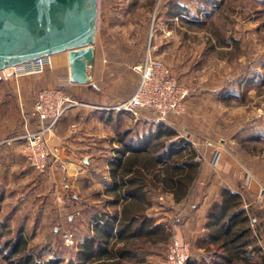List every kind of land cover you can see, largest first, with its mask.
I'll use <instances>...</instances> for the list:
<instances>
[{
    "label": "rangeland",
    "instance_id": "1",
    "mask_svg": "<svg viewBox=\"0 0 264 264\" xmlns=\"http://www.w3.org/2000/svg\"><path fill=\"white\" fill-rule=\"evenodd\" d=\"M102 1L105 4L102 9L109 18L118 20L107 23L108 34L103 39L107 45L119 46L123 51L118 54L119 60L129 65L122 73L129 78L124 79V86L118 88V101L111 100L106 113L119 112L111 108L121 102V92L136 86L138 79L133 67L142 61L149 47L153 57L169 69L186 91V112L168 116L163 124L187 140L191 136L210 144L209 156L199 150L196 152L200 164L207 159L210 165L212 152L219 148L220 141H226L231 154L245 159L247 169L243 170L244 176H252L251 181L259 179L260 185L264 178V0H223L206 16L199 13L198 21L188 16L184 20L166 18L165 13L169 5H173V0ZM111 55L114 59V54ZM59 59L65 64L66 53L52 55L51 66L45 71L52 72L53 60ZM62 71L65 75V70ZM23 77L32 76L18 78ZM141 118L151 122L150 126L157 124V115L151 111L143 110L137 118L132 117L134 120ZM254 136L260 139L252 140ZM47 168L37 174H44ZM45 186L44 192L39 191L41 199L45 196L44 206L40 203L33 205L29 215L23 214L27 213L24 210L19 213L10 224L16 228L4 230L7 234L0 241L22 231L28 246L40 254L42 260L57 257L66 262L73 258L76 238H80L83 229L66 227L61 180ZM167 197L170 196L156 193L151 197L152 206H170ZM251 205V217L257 220L255 239L261 241V246L257 242L261 254L264 249V208ZM169 221L160 223L167 228ZM19 225L23 229L17 230ZM165 254L166 247L154 248L143 264H157ZM0 264H8L1 254Z\"/></svg>",
    "mask_w": 264,
    "mask_h": 264
},
{
    "label": "crops",
    "instance_id": "2",
    "mask_svg": "<svg viewBox=\"0 0 264 264\" xmlns=\"http://www.w3.org/2000/svg\"><path fill=\"white\" fill-rule=\"evenodd\" d=\"M173 1L171 3L173 5L186 7L191 11L196 10V0ZM102 2L104 1L99 0L97 4L98 14L93 45L95 60L85 84L69 81L67 57L65 64L62 59L53 60L51 67L53 73L45 71L37 77L4 79L0 73V229L2 231H13L16 227L10 224L23 210L27 212L23 214L29 215L33 205L37 206L40 203L44 206L45 196L43 195L41 199L39 191L44 192L47 189L45 185L49 183L51 186L53 181L61 180L65 195L63 198L66 202L63 205L66 227L83 229L80 238H76L75 244L81 242L90 232L93 215L102 210L103 191L110 182L108 164L120 145L118 135L129 131L130 137L136 139L151 127V122L147 123L143 118L134 120L123 111L106 113L107 104H111V100L118 101V88L124 86V79L129 78L127 74L122 73L129 65L119 60L121 58L118 54H122V49L112 44L107 45L106 39H103L108 34L107 23L115 19L109 18L102 9L105 6ZM175 18L180 16L177 15ZM111 54H114V59ZM62 69L65 70V75ZM46 87L61 89L79 105L69 108L49 134L52 155L49 158L47 171L39 176L23 158L21 145L22 137L26 133L39 128V123L31 115V111L36 92ZM134 89L135 87L124 89V92H121V101L127 99ZM73 123L77 125L76 132L70 130V125ZM188 141L196 152L199 150L200 153H208L209 156L211 146L191 136H188ZM218 145L217 162L210 167L207 159H203L200 173L185 200L175 204L170 197H167L170 206L153 205L148 210V213L154 217L155 223L169 221L171 216L179 214L181 221L171 229L172 238L188 241L191 245L190 252L197 255H201V251L195 249L194 245L204 233L205 211L218 199L220 188L239 190L244 195L245 204L256 195L260 182L257 178L251 181L250 178L253 177L250 175L248 180L245 179L243 170L247 169L246 161L229 152L231 149L229 143L220 141ZM21 229L23 228L19 225L17 230ZM21 233L23 234L22 231Z\"/></svg>",
    "mask_w": 264,
    "mask_h": 264
},
{
    "label": "trees",
    "instance_id": "3",
    "mask_svg": "<svg viewBox=\"0 0 264 264\" xmlns=\"http://www.w3.org/2000/svg\"><path fill=\"white\" fill-rule=\"evenodd\" d=\"M196 2L195 11L169 5L165 16L198 21L199 13L206 16L223 0ZM118 136L102 210L93 215L90 232L76 244L73 258L42 260L18 231L0 241V254L8 264H143L154 248L167 249L172 232L148 213L151 197L162 193L175 204L185 200L200 173L197 153L190 141L163 123L152 125L136 139L129 131ZM244 200L239 190L220 188L218 199L205 211L204 233L194 245L201 255L190 252L185 264H263L249 225L253 206L245 208ZM4 234L0 229V238Z\"/></svg>",
    "mask_w": 264,
    "mask_h": 264
},
{
    "label": "built area",
    "instance_id": "4",
    "mask_svg": "<svg viewBox=\"0 0 264 264\" xmlns=\"http://www.w3.org/2000/svg\"><path fill=\"white\" fill-rule=\"evenodd\" d=\"M50 66V56H45L4 69L0 73L4 79H16L21 76L40 75ZM133 70L138 76L134 91L127 99L114 105L111 109L126 112L134 118L139 116L140 111H151L157 115V124L165 122V119L170 115L179 116L186 112L184 102L186 91L178 84L169 69L153 57L149 47L142 61L136 64ZM76 105H79L77 101L69 98L56 87L42 88L36 92L31 115L37 119L39 128L34 132L26 133L22 137L21 145V154L35 173H43L49 165V158L52 155L49 134L66 111ZM70 130L76 132L77 125L71 124ZM212 154L209 162L211 166L217 162L219 151L215 149ZM197 159L200 160L198 156ZM245 179L249 178L245 177ZM251 204L258 208H264V178L256 195L249 203H245L244 207L247 208ZM180 221L179 214H176L169 221L170 225L167 228L172 229V225H177ZM256 224L257 220L250 217L249 225L253 229L255 237L257 236L254 230ZM257 242L261 246V241L257 239ZM190 251L191 245L188 241L173 238L168 244L165 256L157 264H185ZM261 254L264 264V249Z\"/></svg>",
    "mask_w": 264,
    "mask_h": 264
},
{
    "label": "water",
    "instance_id": "5",
    "mask_svg": "<svg viewBox=\"0 0 264 264\" xmlns=\"http://www.w3.org/2000/svg\"><path fill=\"white\" fill-rule=\"evenodd\" d=\"M96 20L97 0H0V72L65 52L69 81L85 84Z\"/></svg>",
    "mask_w": 264,
    "mask_h": 264
}]
</instances>
